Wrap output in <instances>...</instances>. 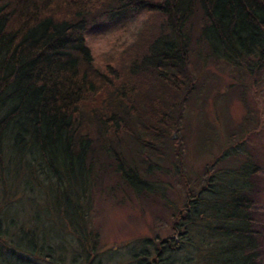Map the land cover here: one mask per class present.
I'll return each mask as SVG.
<instances>
[{
  "label": "trees",
  "instance_id": "1",
  "mask_svg": "<svg viewBox=\"0 0 264 264\" xmlns=\"http://www.w3.org/2000/svg\"><path fill=\"white\" fill-rule=\"evenodd\" d=\"M127 14L146 22L117 62L96 68L87 34ZM193 40L215 63L253 78L264 65V0H0V226L15 220L4 218L12 200L42 194L87 260L97 183L112 174L146 192L143 177L168 148V124L196 96ZM243 143L225 147L215 161L230 154L228 168L212 163L201 189L173 212L172 237L127 250L135 261L255 264L249 195L264 169L239 153ZM32 244L0 236V255L3 247L11 264H25L15 254L36 255Z\"/></svg>",
  "mask_w": 264,
  "mask_h": 264
},
{
  "label": "rangeland",
  "instance_id": "2",
  "mask_svg": "<svg viewBox=\"0 0 264 264\" xmlns=\"http://www.w3.org/2000/svg\"><path fill=\"white\" fill-rule=\"evenodd\" d=\"M146 18L127 14L121 24H104L109 29L103 33H95V29L88 33L96 68L102 70L110 59L117 62L126 46L134 42ZM192 48L196 96L180 102L179 119L168 124V148L143 177L148 190L134 192L123 186L117 175L102 177L88 211L92 237L95 234L89 242L95 247L87 260L76 237L63 230L56 214L47 210L45 196L36 193L12 200L14 203L5 207L4 218L15 220L6 223L2 219L0 236L15 243L23 236L33 243L34 249H40L36 255L17 251L15 255L25 264H144L135 261L127 250H143L144 242L159 244L173 236V212L182 209L189 196L201 189L209 177L206 169L212 163H216L213 167L228 168L230 154L221 161L215 160L230 143L243 141L239 153L251 155L264 169V65L251 78L245 72H234L223 61L215 63L207 56L205 45L194 44L193 40ZM253 184L249 196L255 201L250 215L256 235L255 264H264V173ZM35 214L39 220L31 221ZM5 254L7 251L1 247L0 260L11 264L13 259ZM174 254V259L183 257L177 250Z\"/></svg>",
  "mask_w": 264,
  "mask_h": 264
}]
</instances>
